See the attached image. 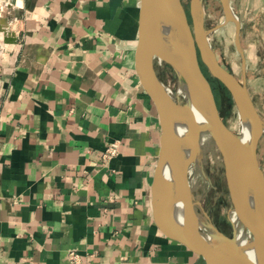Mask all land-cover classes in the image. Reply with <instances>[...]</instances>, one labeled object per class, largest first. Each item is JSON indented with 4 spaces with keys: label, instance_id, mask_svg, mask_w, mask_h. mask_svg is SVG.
I'll use <instances>...</instances> for the list:
<instances>
[{
    "label": "crops",
    "instance_id": "crops-1",
    "mask_svg": "<svg viewBox=\"0 0 264 264\" xmlns=\"http://www.w3.org/2000/svg\"><path fill=\"white\" fill-rule=\"evenodd\" d=\"M230 1L242 81L264 120V0ZM12 2L16 42L0 56V264H71V251L82 264H208L155 221L162 126L136 66L142 0Z\"/></svg>",
    "mask_w": 264,
    "mask_h": 264
},
{
    "label": "water",
    "instance_id": "water-1",
    "mask_svg": "<svg viewBox=\"0 0 264 264\" xmlns=\"http://www.w3.org/2000/svg\"><path fill=\"white\" fill-rule=\"evenodd\" d=\"M203 1H191L193 28L188 22L180 0H142L141 2L136 66L144 88L157 107L162 126L161 152L153 183L154 217L165 234L201 255L208 264H264V170L258 157L264 120L254 104L246 81L240 82L233 76L232 71L219 65L211 42L207 40L208 32L202 23ZM223 3L227 16L226 1L223 0ZM227 19L237 22L236 41L241 49L239 18L227 16ZM164 25L169 27V33L163 30ZM5 41L16 42L14 39H5ZM161 48L171 56V59L165 56L163 60L171 63L187 83L192 98L205 117L204 125H199L195 121L188 112L187 103L178 102L159 79L155 68V57L161 59L157 54ZM200 55L213 75L230 90L238 106L251 117L254 134L250 146L251 156H246L247 163H243L236 132L225 123L220 114L211 81L202 67ZM175 118H180L189 124L190 137L185 139L187 145L191 146L189 155L184 153L183 139L174 133ZM203 126L210 130L223 155L228 188L236 201V211L241 221L253 234L254 245L259 255L258 261L233 246L237 241L236 236L225 235L213 228L216 232L210 234L212 240H207L197 232L199 227L194 221V216L198 212L189 186L188 171L190 163L195 159L199 146V129ZM166 160L170 165L168 175L163 171V163ZM177 193L184 196L189 215L187 225H178L171 216V207Z\"/></svg>",
    "mask_w": 264,
    "mask_h": 264
},
{
    "label": "rangeland",
    "instance_id": "rangeland-1",
    "mask_svg": "<svg viewBox=\"0 0 264 264\" xmlns=\"http://www.w3.org/2000/svg\"><path fill=\"white\" fill-rule=\"evenodd\" d=\"M180 1L185 9L188 22L191 28H193L190 10L192 0ZM3 2L5 3L6 0H3ZM232 4L231 6H233ZM203 5L202 23L208 32V36L211 38L210 45L214 50L219 65L228 71H232L233 76L242 82L241 56L236 41L238 34L237 22L233 19H227L223 0H204ZM233 12L238 17V11L233 8ZM248 29L249 32H253L252 25L246 26L245 32ZM200 58L202 67L211 81L223 120L234 132L239 133L241 131L242 108L238 106L234 96L226 85L213 75L201 55ZM155 68L159 79L173 95L178 89V84L184 79L180 77L174 66L164 61L162 57L161 59L155 57ZM183 83L187 84L185 80ZM176 99L180 103H186V100L182 96L176 97ZM263 138L264 132L260 137L258 145V157L260 165L264 170V150L263 147L260 148ZM193 164V162L190 163L188 171L189 186L196 203L197 212L212 227L211 231L216 232L213 229L216 228L221 233L231 237L242 236L244 234L243 236L253 238L250 229L242 221L240 223L234 218L233 212L236 211V201L228 188L225 164L221 151L213 150L211 155L202 153L196 166V171L192 169Z\"/></svg>",
    "mask_w": 264,
    "mask_h": 264
},
{
    "label": "bare ground",
    "instance_id": "bare-ground-1",
    "mask_svg": "<svg viewBox=\"0 0 264 264\" xmlns=\"http://www.w3.org/2000/svg\"><path fill=\"white\" fill-rule=\"evenodd\" d=\"M13 0H6L8 5H12ZM227 4V16L230 18H234L236 14L232 11L231 5H230V0H225ZM204 3V1H203ZM18 4V3H17ZM201 7V4L199 5ZM204 6V5H203ZM203 9V8H202ZM205 9V8H204ZM200 16V14H199ZM163 30L165 33H169V27L167 25L163 26ZM211 35V34H210ZM208 42H211L210 36L207 38ZM158 55L162 58H169L171 59V56L167 53L165 49H159L158 50ZM214 54V53H213ZM214 58V55L212 56ZM213 63L215 64V60H213ZM183 80V79H182ZM184 81V80H183ZM178 84V89L173 93V96L176 97H183L186 100L187 103V109L190 115L195 119V121L200 125L205 124V117L202 114V112L199 109L198 104L195 103L194 99L192 98V93L190 89L188 88L187 84L183 83ZM167 87V86H166ZM171 93V92H170ZM172 94V93H171ZM174 133L179 137L183 139V146H184V153L185 155H189L191 151V146L187 145L188 142H185V139L190 137V127L189 124L182 120V119H174ZM254 132V125L251 120V117L249 114L242 110V117H241V131L239 133H236L237 135V140L240 146L241 150V155H243V163H247L248 159L246 156H251L250 153V146L252 143V138H253V133ZM213 150H219L216 142L214 141L210 130L206 127L203 126L199 129V146L197 148V151L195 153V159L193 161V170H197L196 166L199 163L200 156L202 153L204 154H212ZM169 163L166 160L163 163V171L164 174L168 175L169 174ZM190 182V181H189ZM191 189V188H190ZM203 207V206H202ZM234 218L236 221L241 223V218L239 216V213L237 211L233 212ZM171 216L174 219V221L182 226V225H187L189 221V215L186 211V206H185V201H184V196L182 194L177 193L174 196V201L171 207ZM194 221L198 224V229L197 232L201 235V237L207 239V240H212L210 234L212 233V227L206 223V221L203 219V217L199 214H196L194 216ZM241 227V226H240ZM245 233V232H244ZM236 236V243L233 246H236L237 248L241 249V251L250 257L251 259L258 261V253L256 250V246L254 245L253 238H248L246 236ZM248 235V234H247Z\"/></svg>",
    "mask_w": 264,
    "mask_h": 264
},
{
    "label": "built area",
    "instance_id": "built-area-1",
    "mask_svg": "<svg viewBox=\"0 0 264 264\" xmlns=\"http://www.w3.org/2000/svg\"><path fill=\"white\" fill-rule=\"evenodd\" d=\"M12 5H8L7 2H3V0H0V56L7 50V45L9 43L14 42H6L5 39H13L14 34H16L17 30V23L18 20L17 17L9 16L6 17L4 13L6 12V9L11 8ZM15 39V38H14ZM2 67L0 63V80L2 79ZM117 154V147L115 145L109 146L104 152H103V158L104 159H110L113 156ZM69 259L71 264H82V259L80 257V254L71 251L69 253Z\"/></svg>",
    "mask_w": 264,
    "mask_h": 264
}]
</instances>
